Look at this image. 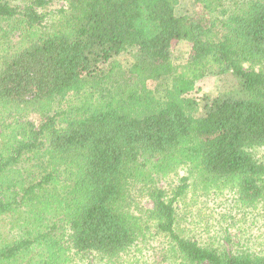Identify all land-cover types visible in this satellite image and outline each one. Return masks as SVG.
Here are the masks:
<instances>
[{
    "label": "trees",
    "instance_id": "16d2710c",
    "mask_svg": "<svg viewBox=\"0 0 264 264\" xmlns=\"http://www.w3.org/2000/svg\"><path fill=\"white\" fill-rule=\"evenodd\" d=\"M51 1L0 0V264H118L152 234L165 264H264L178 211L191 185L264 202V0ZM210 75L230 84L190 95Z\"/></svg>",
    "mask_w": 264,
    "mask_h": 264
},
{
    "label": "rangeland",
    "instance_id": "374dc122",
    "mask_svg": "<svg viewBox=\"0 0 264 264\" xmlns=\"http://www.w3.org/2000/svg\"><path fill=\"white\" fill-rule=\"evenodd\" d=\"M31 0H11L13 4L25 5ZM67 0H52L48 6L53 9L64 7ZM194 9V6L184 0L177 8V14L181 15ZM175 55L179 61L184 60V56L189 52V47L184 42H179L174 46ZM230 84L228 77L224 75H210L196 82V89L190 95L201 97L205 94L217 95L224 84ZM152 85V82H150ZM154 85H152L153 87ZM36 124L40 123L39 115L33 113L28 116ZM256 155L264 160V146L256 150ZM187 166L180 167L177 173H170L167 176L158 178V186L168 188L170 193L173 187L177 186L182 176L186 175ZM34 171V169H31ZM194 181V178H192ZM198 186V185H197ZM230 190L207 189L204 187H188L178 203V211L182 217V226L190 236H194L204 241H217V235L230 236L233 243L237 244V237L248 240L247 245L256 251H264V202L258 203L256 207L247 209L237 208L232 205L233 194ZM141 204L145 207H152V201L144 198ZM0 231L4 229L1 227ZM225 246L230 247L231 243L224 239ZM145 245H141L140 250L128 253L120 258L118 264H165L159 259L162 252V244L166 245L163 235H150ZM88 261L84 262L86 264ZM92 264H102L96 258L89 259Z\"/></svg>",
    "mask_w": 264,
    "mask_h": 264
}]
</instances>
